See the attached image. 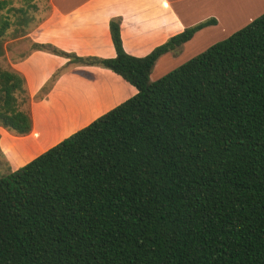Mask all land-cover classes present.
I'll return each instance as SVG.
<instances>
[{"label": "trees", "instance_id": "1", "mask_svg": "<svg viewBox=\"0 0 264 264\" xmlns=\"http://www.w3.org/2000/svg\"><path fill=\"white\" fill-rule=\"evenodd\" d=\"M0 0L2 42L36 8ZM26 5V7H25ZM79 57L136 92L0 174V264H264V12L160 77L208 19L147 54ZM23 78L0 67V127L30 130Z\"/></svg>", "mask_w": 264, "mask_h": 264}, {"label": "crops", "instance_id": "2", "mask_svg": "<svg viewBox=\"0 0 264 264\" xmlns=\"http://www.w3.org/2000/svg\"><path fill=\"white\" fill-rule=\"evenodd\" d=\"M19 5L22 0H11ZM41 0H33L37 2ZM44 13L33 24L21 18L5 36L0 59L23 78L30 130L16 135L0 127V166L14 170L92 119L132 96L135 88L109 69L79 65L69 58L30 48L11 60L25 39L47 43L79 57L114 56L108 21L119 18L122 49L141 57L183 28L214 19L195 31L176 52L155 61L154 80L264 12V0H42ZM41 8V6H40ZM12 43H16L14 46ZM8 45H11L10 47ZM48 90L38 97L40 88Z\"/></svg>", "mask_w": 264, "mask_h": 264}, {"label": "rangeland", "instance_id": "3", "mask_svg": "<svg viewBox=\"0 0 264 264\" xmlns=\"http://www.w3.org/2000/svg\"><path fill=\"white\" fill-rule=\"evenodd\" d=\"M35 5H36V8L35 9H33V8H28V14L27 15H25L24 17H22L23 19H25L26 20V22H28L29 20V23L30 24H33V23H35L42 15H43V13H44V1H37L36 3H34ZM40 6H41V8H40ZM25 7H26V5H25ZM27 8V7H26ZM263 13V12H262ZM260 15V14H259ZM257 17V16H256ZM255 18V17H254ZM253 19V18H252ZM247 24V23H246ZM244 26V25H243ZM241 28V27H240ZM234 32V31H233ZM231 34V33H230ZM227 37V36H226ZM20 42V44L21 45H19L18 47H16L15 49H12V50H10L11 51V54L9 53L8 55H9V57H10V59L11 60H14L15 58H19V57H21L28 49H30L31 48V44H29V42L28 41H26L25 39H22V40H19V41H17L16 43H19ZM16 43H12V45L14 46ZM9 47L11 46V45H8ZM47 52V51H46ZM7 61H6V59H0V67H2V68H4V67H6L7 66ZM79 65H85V64H79ZM160 77V76H159ZM48 90V86L47 85H44V86H42L41 88H40V90H39V92H38V97L39 96H42L46 91ZM7 171H10V169H8V170H5L4 171V168H1V166H0V174H3V173H5V172H7Z\"/></svg>", "mask_w": 264, "mask_h": 264}]
</instances>
